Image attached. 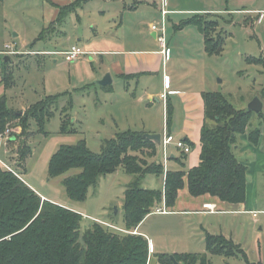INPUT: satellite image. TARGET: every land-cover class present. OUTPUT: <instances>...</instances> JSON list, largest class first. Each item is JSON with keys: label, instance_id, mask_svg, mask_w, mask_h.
<instances>
[{"label": "rangeland", "instance_id": "1", "mask_svg": "<svg viewBox=\"0 0 264 264\" xmlns=\"http://www.w3.org/2000/svg\"><path fill=\"white\" fill-rule=\"evenodd\" d=\"M55 1L64 2L65 0ZM122 1L85 0L83 5L67 18L64 26L60 28L62 34L59 35L58 29L56 32L50 31L56 13V7L50 0H0V51L17 52L7 55L1 52L0 80L3 79L2 62L6 56L10 59L8 71L13 73V77L10 88H5V84L0 87V99L5 96L10 107L15 110H21L24 107L26 111L32 104L46 96L61 95L58 109L43 127L32 122L28 133H24L21 129L19 133L21 138L19 137L20 139L16 141L14 139L13 144L12 139L8 140L7 144L6 139L0 140V158L8 162L32 189L47 197L48 201L77 210L83 216L81 221L83 231L97 220L111 222L118 228H124L125 191L134 181V176L123 169L111 175L100 176L97 185L89 189L87 198L79 202L69 198L62 184L63 177L49 176L48 165L51 157L62 145H76L82 140H85L91 152L101 154L104 142L112 138L111 134L116 129L112 117L125 130L129 128L135 131L149 130L148 125L147 128L144 127L146 122L155 125L162 132L164 104H154L149 107V100L145 99L141 102L138 97H134L135 88L129 89L128 83L121 79L114 82L118 93L114 96L108 95L103 86L96 84L97 81L93 83V63H91L93 56L90 54L79 61L69 63L63 55L27 53L31 50H65L72 44L81 45L85 51L87 49L84 47V41H78L80 38L97 37L96 43L99 46L97 48L103 49L105 36L121 37L125 34L127 39L131 38L134 35L130 32L133 26H127V31L123 32L124 27L116 25V13L126 10V5ZM125 1L128 4L132 3L129 0ZM168 1V8L171 10L173 7L171 8L170 1L172 0ZM175 3L180 4V8L186 9L208 7L206 0H175ZM139 9L147 15L156 12L146 4H141ZM230 9L232 10L233 6H230ZM135 16L136 20L141 18V14ZM214 17L212 19H219L224 35L230 34L229 32H235L236 35L233 38L227 36L224 52L213 57L205 53L204 41L199 42L190 32H198L194 26L186 25L192 26L193 30L189 28L182 30L183 27L175 30L173 24L169 22L170 17L167 19L168 40L173 44L170 72L174 73L175 78L183 79L181 83L187 87L201 86V84L203 86L207 84L206 79L211 75L214 90L227 96L237 109L248 110L249 105L256 98L261 99L264 106L262 98L264 96V65L248 62L247 59L250 56L255 58L263 56L264 22L258 27L251 26L246 29L242 27L244 15L232 16L235 23L240 22L235 25H230L228 21L232 18L230 15ZM183 18L186 20L187 15H183ZM125 20L126 26L130 21V14H126ZM146 24H144L145 30L150 37ZM253 32L256 35L250 36ZM8 45L13 47L7 49ZM18 53L25 55H16ZM97 69L99 71L98 67ZM86 86L89 88L84 92L75 91ZM142 89L141 87L138 89V94H141ZM122 91H129V95L123 94ZM70 93L73 106L69 113L73 126L77 129L76 134L61 132V108L71 99ZM174 105L178 107L179 102L174 101ZM262 112L264 114V109ZM16 128L10 126L12 130ZM256 128H261L260 151L264 154V120L254 113L248 129ZM169 132L170 128L167 126V133ZM13 136L15 137L14 132H12ZM191 142L194 149L192 154L200 158L201 139ZM237 144L235 147L237 158L249 167L245 204H227L225 208L231 212H217L219 214L215 216L194 215L185 218L173 216L170 220H161L164 217L152 216L147 222L142 223L144 224L142 230L161 229L158 223L162 224L163 235L159 245H156L155 254L173 256L175 253H207L205 235L197 231V227H203L207 231L223 232L232 237L236 244L241 246L250 263L264 264V168L253 169L252 165L257 161L258 152L254 153L246 148L242 135L239 136ZM7 148L10 151L6 155ZM173 152L180 155L174 143L168 147V155L170 156ZM190 156L187 155L188 160ZM142 157L149 163L159 159L162 160V164L165 161L161 145L155 157ZM169 167H173L171 162ZM78 172V169H73L68 174ZM143 187L162 188V182L160 179L148 176L143 182ZM255 212L256 218L253 216ZM153 256V249L151 250L149 245V262L152 261ZM208 258L212 264H246L240 256L227 258L208 253Z\"/></svg>", "mask_w": 264, "mask_h": 264}, {"label": "trees", "instance_id": "2", "mask_svg": "<svg viewBox=\"0 0 264 264\" xmlns=\"http://www.w3.org/2000/svg\"><path fill=\"white\" fill-rule=\"evenodd\" d=\"M84 2L81 0L68 6L52 3L59 10L58 23L62 25L74 8ZM189 24L203 33L207 54L219 56L223 53L225 40L215 38L217 22L195 16L182 26ZM50 31L56 32L57 29L52 25ZM248 62L261 64L264 59L254 58ZM9 64L8 61L2 62L4 69L0 83L5 84V88H10L13 77L8 71ZM88 88L75 91L84 92ZM104 89L109 90L111 86ZM60 96H46L26 111L10 107L3 96L0 99V134L10 126H19L27 134L32 122L43 127L58 109ZM203 99L205 123L201 132L200 163L187 172L166 171L160 161L149 163L144 159L142 156L155 157L158 145L147 139L144 131L135 130L120 131L107 139L101 154L91 152L82 140L76 145H62L51 157L49 176L63 177L62 184L69 198L79 202L87 198L89 189L97 185L100 176L114 174L119 169L134 176L125 191L124 228L121 230L110 226L114 224L94 221L83 231L80 213L44 200L24 179L0 164V264H150L149 241L141 233H136L137 228L162 203L168 208L174 207L178 192L186 183L193 197L210 195L227 204H245L249 167L237 158L235 147L239 136L249 130L254 112L237 109L220 92H205ZM72 106L71 98L61 108L62 133H77L69 113ZM167 113L169 118L172 113L169 102ZM258 116L264 120L263 112ZM261 136V128L249 130L252 144L258 145ZM183 141L192 147L189 139ZM73 169L79 172L69 175ZM148 176L160 179L162 188L143 187ZM205 241L207 253H175L173 257L180 264H212L209 253L227 258L240 256L246 264H254L231 238L207 233ZM155 256L159 264H174L168 254Z\"/></svg>", "mask_w": 264, "mask_h": 264}, {"label": "crops", "instance_id": "3", "mask_svg": "<svg viewBox=\"0 0 264 264\" xmlns=\"http://www.w3.org/2000/svg\"><path fill=\"white\" fill-rule=\"evenodd\" d=\"M50 1L51 3H54L58 6H68L73 3L75 4L77 2L80 3L81 0H74V1L65 0L64 2H57L55 0H50ZM129 1L132 3L128 4V2H126L125 0L122 1L124 5H126V10L118 11L116 13V17H117L116 25L122 28L124 27L122 29L123 32L127 31L126 30L127 26L129 25L133 26V28L130 29V32L134 34L131 38L127 39L125 37V34H122L121 37H118L115 35L105 36L106 39H105L104 49L97 48L99 47L97 46V43H96L97 37L95 38L92 37L90 39L80 38L78 40L79 42L84 41L83 43L84 47L87 49L85 51L90 52L91 53L90 55L93 56L92 58L93 62H91L93 63V77H92L93 83L96 81L102 80L106 75H111L112 84L107 85L108 87L111 86V89L109 90L105 89V92L108 95L112 94L111 96H114L115 93L116 94L118 93V90L117 91L115 90L114 82L117 79H121L128 83L129 89L135 88L134 94H133L134 97H138V99L141 102H144L145 99H148L149 107H152L154 104H157V105L164 104L162 95L167 94V103L168 102L170 103L172 107V113L170 117L168 118V113H167L168 104L166 105L164 104L162 132H160V130L157 129L155 125L144 122L145 124L144 127L147 128V125H148V129H149V130H144L145 134H159L161 136L160 142H162L164 138L163 135L165 132V122H166V126L170 128L169 134L172 135L175 139L181 140V141L185 139H189L190 141H193V142L200 140L201 139L200 131L202 132V128L205 123V105H204L203 93L217 92V90H214L215 87L212 83V76L209 75V78L206 79L207 84H204L203 86L202 84L201 86L193 85L190 87H187L181 83L183 79L175 78L173 75L174 73L170 72V65L173 59L172 42L169 43V40H168V45H169V48L171 49V56H170V59L166 61L164 55L161 52V47L156 41L155 34L150 30V27H148L152 19H154L153 22H155L159 18V7H160L161 0H129ZM206 1L208 3V7L201 8V9L180 8L181 5L175 3V0H172V2L170 1L171 8L173 7L171 9L172 13L169 16L170 24H173L175 30H177L183 27L182 24L185 21L191 20L195 16H202L206 20L217 22L218 29H217L215 38L224 39L225 45H226L227 36L233 38L235 37L236 34L235 32L234 33L229 32L230 34L227 33V35H224L219 19L215 18L216 16L221 18L222 15H230L231 17L234 15H244V18L242 20L243 21L242 27L246 29L251 26L258 27L264 22V1L263 0H206ZM81 4L80 5L78 4L79 6L77 5L74 8L75 10H73V12L70 13L66 17L65 22L62 25L61 23H58L59 10L56 7V13H55L54 20L52 21V25L55 26L56 29H58L59 35L62 34V31L60 30V28L64 26V24L67 21V18L71 14L75 13L77 8L81 7ZM141 4H146V6H148L149 8L155 9L156 12L150 13V15H147L141 9H139ZM230 6H233L232 10L230 9ZM126 14H130V21H128V24L125 26L127 22L125 20ZM138 14H141V18L139 20H136L137 17L135 15H138ZM183 15L185 16L187 15L186 20L183 18ZM213 16H215L214 17L215 19H212ZM147 18L148 20H146ZM228 21L230 25H235L237 23H240V22L235 23V20L233 17L231 19H228ZM145 23H147L146 26L148 29V34L150 33V37L149 35L147 36L145 26H144ZM192 26H194L198 30V32L197 33L196 31H190V32H192L194 37L197 38L199 42L204 41V45H205V39H204L203 33L195 25H192ZM192 26H184L183 27L184 29L182 28V30H186V28L191 29ZM168 30L169 28H167V39L169 36ZM255 35L256 34L253 32V34L250 36H255ZM176 38H177V35L175 36V39ZM75 45L83 48L79 44H72L69 47H67L65 50H55V51L54 50H47V51L31 50L27 54L31 55V54H34L35 52H42L45 55H49L48 53H51V52L68 51L72 46H75ZM224 50H225V46H224ZM262 51L264 52L263 48H262ZM1 52H3V50L0 51V55H1ZM205 53L207 54L206 50H205ZM16 55H25V54L18 53ZM207 55L209 57L216 56V55H209V54ZM49 56H53V55H49ZM202 58L203 57H201V59ZM254 58L255 57L250 56L247 59L249 60V59H254ZM261 58L264 59V53ZM55 62H57V60ZM261 64L264 65V63H261ZM97 67L99 68V71ZM126 77H130V78H126ZM107 86H104V87H107ZM0 87H2V83H0ZM140 87L143 89H142V92H140L141 94H138L137 91ZM128 92L122 91L123 94L127 93V96L129 95ZM176 100L179 102L178 107L174 105V101ZM21 110L25 111V108L23 107L21 108ZM113 115H115V113H113ZM112 120L115 122V126H116L115 131L112 132L111 134V137L113 138L115 137L117 132L126 131V130L123 126H120L117 123V120L114 117H112ZM21 129H22L21 127H17L14 130L15 137L14 136L12 137V144H13L14 139L16 141L17 139L21 138L19 136ZM129 130H132V129L129 128ZM242 140L246 143L245 146L247 149H250V151L254 153L258 152L257 161L253 163L252 165L253 169L254 168L263 169L264 168V154L260 151V144L262 141V136H261L259 144L254 145L249 141V130H248L245 135H242ZM15 141L14 143H16ZM187 145L190 146L189 144ZM158 147H160V145H158ZM12 149H15V148L12 147ZM193 150H194L193 147H191V152L187 154H185L182 150H179L180 155L173 152L169 156L167 170L187 172L189 169L197 167L200 163V158L199 156L192 154ZM200 150H202V143L200 145ZM9 151L10 150L7 148L6 155L9 153ZM187 155H191L189 160L187 158ZM159 161L161 162L162 160L159 159L158 162ZM170 162L172 163V166H173L172 168L169 167ZM188 162H189V165H188ZM185 181H186V178H185ZM247 190H248V185H247ZM35 192L37 193V191ZM38 195H40L44 200L48 201L47 197L39 193ZM206 204L214 205L216 207V210L214 212L206 210L204 208V205ZM226 205L227 203L221 202L218 198L212 197L210 195L193 197L190 194L189 189L187 187V183H186L185 187L179 190L178 197H177L174 207L168 208L165 205V203H162L161 205L158 206L156 212L148 215L143 222L145 221L147 222L152 216L164 217L161 220H165V219L170 220L171 219L170 217H173V216L175 217L181 216L185 218L188 216L197 215V216L205 217V216H215L219 214L217 212H231L225 208ZM61 206H64V205H61ZM64 207L71 209L68 206H64ZM158 210H161V212L157 213ZM74 211L77 212V210H74ZM153 214H158V215H153ZM98 222L106 223V224L107 223L113 224L111 222H105V221L103 222L102 220ZM142 223L137 228L136 233H141L149 241L151 250L153 249L154 256L152 257L151 259L152 261H150V264H159L157 258L155 257V253L157 251L156 245H159L160 238L163 235L162 224L158 223V227H160L162 230L158 228L142 230L144 227V224ZM155 225H156V221L154 222V226ZM185 226H188V225H185ZM118 230H120V228H118ZM197 231H199L201 235H205L204 240H206L207 233L212 234V235L222 234L227 238L233 239L232 237L227 236V234L223 232L214 233V232L207 231L203 227H199V228L197 227ZM205 247H206V244H205Z\"/></svg>", "mask_w": 264, "mask_h": 264}, {"label": "built area", "instance_id": "4", "mask_svg": "<svg viewBox=\"0 0 264 264\" xmlns=\"http://www.w3.org/2000/svg\"><path fill=\"white\" fill-rule=\"evenodd\" d=\"M168 4H169L168 0H161L160 7H159V18L150 25V30L155 34L156 41L158 42L159 46L161 47V52L164 55L166 61H168L170 59V56H171V49L169 48V45H168V39H167V33H166L167 32V25H166L167 19L169 18V15L172 13V11L168 8ZM11 47H13V46H10V45L6 46L7 49H10ZM15 53H17V52H15V51H4L3 52L4 55L15 54ZM48 54L63 55V56H65V59L67 62L73 63V62L81 60L82 57H84L88 54H91V53L86 52L81 47L75 45V46H72L68 51L51 52ZM162 99L164 101V104L166 105L167 104V94L162 95ZM12 132H14V130L7 128L4 133L0 134V140L6 139V144H7V141L12 139ZM173 143L176 145V147L179 150H182L185 154L191 152V147L188 146L187 143H185L181 140H177L172 135L167 133V126H166V122H165V135H164V138L161 142V146L163 149V156L165 158L163 165H164L166 171H167V164H168V160H169L168 147ZM0 164L3 167H5L8 171L12 172L17 177L22 179L21 175L19 173H17L16 170L11 165L8 164V162H6L0 158ZM204 208L206 210L211 211V212H214L216 210V207L212 204H206V205H204ZM158 212H161V210H158ZM253 216L256 218L257 213L256 212L253 213ZM103 224H106V223H103ZM107 225H110V224H107ZM110 226L112 228L117 229L115 226H112V225H110Z\"/></svg>", "mask_w": 264, "mask_h": 264}, {"label": "water", "instance_id": "5", "mask_svg": "<svg viewBox=\"0 0 264 264\" xmlns=\"http://www.w3.org/2000/svg\"><path fill=\"white\" fill-rule=\"evenodd\" d=\"M9 57H6L4 61H9ZM97 84L100 86H107L109 84H112L111 75H106L102 80L97 81ZM263 110V103L259 98L254 99L251 104L249 105L248 112H254L256 114H259ZM147 139L152 140L158 145H161L160 138L161 136L159 134H145L144 135ZM171 259L174 261V264H180L178 263L173 256H171Z\"/></svg>", "mask_w": 264, "mask_h": 264}]
</instances>
